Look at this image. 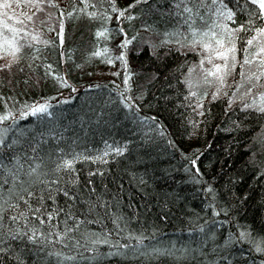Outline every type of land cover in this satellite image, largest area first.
Segmentation results:
<instances>
[{
	"label": "trees",
	"instance_id": "obj_1",
	"mask_svg": "<svg viewBox=\"0 0 264 264\" xmlns=\"http://www.w3.org/2000/svg\"><path fill=\"white\" fill-rule=\"evenodd\" d=\"M5 3L10 7L4 8ZM30 3L42 10L26 0H0V33L8 35L4 21L19 27L16 21L24 20L29 39L39 41L13 57L5 54L0 35V115L15 114L14 120L0 123V181L10 179L7 169L17 171L19 160L24 165L20 179L33 192L32 197L21 192L25 204L9 195L11 183L0 189V247L6 249L0 264H264V113L243 107L253 99L259 105L264 78L252 81L257 86L250 96L242 95L247 81L233 96L240 72L258 73L260 67L240 66L243 49L252 59L264 47V35L257 36L264 16L252 14L258 6L224 0L235 13L233 23L213 14L219 4L212 0ZM33 13V21H27ZM189 17L200 31L214 24L245 26L233 37L235 70L215 100L220 85L203 78L199 63L204 53L189 44ZM99 31L106 36L98 37ZM253 36L257 39L248 46ZM125 40L131 43L121 48ZM97 51L102 54L94 56ZM111 61L122 67L120 80L89 79L98 65ZM190 68L195 69L191 75ZM190 91L197 95L190 97ZM42 101L50 105L48 112L31 115L28 106ZM119 120L123 129L108 141L113 144L96 145L89 163L81 165L82 153L72 139L87 135L90 127L110 131ZM148 128L158 129L162 146L151 141L145 144L150 151L132 146L140 143V135L148 136ZM41 159L44 175L26 176L28 164ZM62 159L74 160L73 168L57 171ZM14 192H20L19 186ZM29 206L41 211L34 213ZM57 210L49 223L47 212ZM66 228L73 231L65 235ZM9 230H35L37 239L12 240Z\"/></svg>",
	"mask_w": 264,
	"mask_h": 264
},
{
	"label": "snow or ice",
	"instance_id": "obj_2",
	"mask_svg": "<svg viewBox=\"0 0 264 264\" xmlns=\"http://www.w3.org/2000/svg\"><path fill=\"white\" fill-rule=\"evenodd\" d=\"M26 2H29L30 6H35L37 8V11H41L42 9L40 8L39 4L36 5H31L30 0H26ZM139 2V0H138ZM247 3H250L251 5L258 6V8L252 13L253 15L256 14V12L259 13L260 16H264V0H246ZM213 5L219 4L218 8L215 10L213 13L214 15L224 17L227 20L235 22L233 17L235 13L231 10L228 9L227 5L224 3V0H212ZM4 8H9L10 5L5 3L3 5ZM113 11H116L115 8H113ZM184 12L187 13H192V8L184 7L183 9ZM72 13H69L71 15ZM5 16H7V13H4ZM90 16H95V13H90ZM120 15L123 16L124 13L120 12ZM35 16V13L33 15H28L26 17L27 21L31 22L33 21V17ZM128 19H131L132 17H127ZM191 17H189L188 21H185L186 24L189 26V32L191 35V40L189 41L190 46L192 47L193 50H195L196 46L199 45L200 48L202 49V52L204 53L201 57L200 63H199V68L201 72L203 73V78L205 82H210L209 78L214 79L220 87L216 89V92L213 94V100L217 98V96L221 93L222 89L225 87L226 84V79L228 76L232 74V72L235 70L236 64H237V59H236V46L235 42L233 40L234 34L239 31L245 30V26L243 24L238 25L237 28L235 29H229L227 28L226 25L220 24V25H215L214 27H209L204 31H200L199 29L193 27L194 22H190ZM46 22V21H42ZM17 25H20L19 27L15 26H10L7 21L3 22V29L4 32L8 33V35H3V33H0V35H3V46H4V52L5 54H10L11 56L15 57L17 56L18 53H20L21 49L27 47V48H33L35 47V43H38V39L36 36H31V39H29L30 33H28L25 28V21L24 20H17L16 21ZM215 28H220L221 29V34L218 35L217 31ZM227 33V39L224 37V33ZM98 37H103L106 36V31H99L96 33ZM167 35V34H166ZM175 35V34H173ZM258 35H264V29H260L257 32ZM257 36H253L252 39L247 40V45L251 46L253 45L254 40L257 39ZM60 39L62 41V26H61V34H60ZM187 39V37H185ZM170 41H165V43H168ZM176 43H181L179 39L175 41ZM131 43V41L125 40L121 44V48H126L127 44ZM47 44V42H45ZM10 50V52H9ZM105 51H107L105 49ZM243 52L245 53V57L242 62H240L241 69L244 68L245 65L251 66L254 63L259 64V69L258 73L257 72H252L250 75H246L245 72L242 70L240 72V77L241 81L239 83L234 82L235 86V92H233V96L236 95V92H239L242 88L245 87V81H247V91L245 93H242V95L250 96L252 94L253 89L257 86L259 81L264 78V59H257L258 57H261L262 54H264V47H260L255 53H253L252 59H249L247 56L248 53V48L243 49ZM102 53L101 52H94V56H100ZM117 59H123V56L117 57ZM215 60H221L222 63H214ZM208 63L211 65L210 68L205 69L204 64ZM10 65H5L4 68H9ZM51 68V66H48ZM195 71V69L190 68L189 69V75ZM128 76L125 77V82L127 83L128 81ZM255 80L257 84H253L252 81ZM186 86L189 89L193 88V82L189 79H186L185 81ZM198 86V85H196ZM231 87V86H230ZM261 87H264V85H261ZM197 94L194 91L189 92L190 97H195ZM224 95H227L225 92ZM259 98V105L256 104L255 99H253L252 103H245L243 105L244 108H249V107H257L258 111L264 113V92H260L258 94ZM231 103V100L229 101ZM49 104L47 101H42L37 104L28 106L31 109L30 114L31 115H37L39 113H47ZM196 107L202 108L203 104H197ZM29 112H24L22 113L23 116H27ZM203 115V113H200ZM14 120L15 119V114L8 112L7 114L0 115V123H3L4 121L7 120ZM0 145H4V139L3 137H0ZM10 147V145H9ZM116 151L119 153L120 149H116ZM104 155H107L105 153ZM78 157H74V159H77ZM87 159V158H85ZM102 159V158H101ZM73 163L74 160H66L62 159L60 162L56 164V170L59 171L60 169H65V170H71L73 168ZM193 164H195V160H193ZM16 165L18 166L17 171H13L12 169H7V174L9 175L10 179H4L0 181V189L3 188L5 184L11 183L13 185L12 188H8L7 191L9 195L15 194V196L20 200L23 201L25 204H27V200H25V195L26 194L28 197L33 196V192L28 190V188L25 187L26 183H29L28 181L21 180L19 176V171H22L24 169V165L20 164L19 160L16 161ZM42 167H43V160L39 163L35 162V160L28 164L27 166V171L25 173L26 176L28 177H34L36 179H39L44 173L42 172ZM0 168H3V165H0ZM40 183H46L44 180H40ZM52 183H56L53 181ZM15 186H19L20 192H14ZM63 191V195L69 199H75V196H70L69 192L66 190H61ZM23 192L24 194H21ZM40 200H43V196L41 195L39 197ZM49 199H53L51 196V193L49 192ZM18 205H9V207H17ZM2 207V205H0ZM30 210L33 211L34 213L40 212V208L36 209H31L29 206ZM54 215H59V210L52 212L48 211L47 212V219L48 222L51 223L52 219L54 218ZM23 216V214H21ZM71 218V217H69ZM3 217L0 215V220H2ZM12 221H16L17 217L12 216L10 217ZM41 223H43V219H41ZM79 221L76 223V227H79ZM73 231V229L66 228L65 229V235H67L68 232ZM8 235L12 240L15 239H24L27 238L28 240L35 241L37 239V234L35 230H33L31 233H21L19 230H9ZM243 236V234H241ZM63 238V237H61ZM99 242V241H96ZM107 242V241H104ZM3 243V238L0 237V244ZM127 247V246H124ZM6 249L3 247H0V253L5 252Z\"/></svg>",
	"mask_w": 264,
	"mask_h": 264
},
{
	"label": "bare ground",
	"instance_id": "obj_3",
	"mask_svg": "<svg viewBox=\"0 0 264 264\" xmlns=\"http://www.w3.org/2000/svg\"><path fill=\"white\" fill-rule=\"evenodd\" d=\"M145 116V115H144ZM146 117V116H145ZM114 128L110 131H106L104 127L101 130L100 133H97L99 131L95 127H90L87 135L85 136H78L72 139V144H76L78 149L81 151L82 155L79 158V163L82 165H87L89 161L91 160V157H89L91 150L98 144L104 143L106 145L113 144L108 141H114L115 140V131H118L120 129H123L121 120H119ZM157 128H148L147 131L145 132L148 136H143L140 135V143L137 141H134L132 143V146H135V148H138L139 150H146L150 151L151 149L145 146V144L149 141L153 142L156 144V147H160L163 144L164 137L158 134ZM125 136H130L129 133H127V130L124 134ZM129 140L132 141V139L129 138ZM142 143V144H141ZM154 147V146H153ZM152 147V148H153ZM87 158V159H85ZM90 165V164H89ZM91 167V166H90Z\"/></svg>",
	"mask_w": 264,
	"mask_h": 264
},
{
	"label": "rangeland",
	"instance_id": "obj_4",
	"mask_svg": "<svg viewBox=\"0 0 264 264\" xmlns=\"http://www.w3.org/2000/svg\"><path fill=\"white\" fill-rule=\"evenodd\" d=\"M122 67L115 66L114 62H109L107 64H100L94 71L93 76L89 79L92 81H107V80H120V72ZM116 80V81H117Z\"/></svg>",
	"mask_w": 264,
	"mask_h": 264
}]
</instances>
